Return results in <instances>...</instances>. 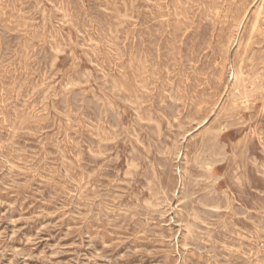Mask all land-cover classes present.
I'll list each match as a JSON object with an SVG mask.
<instances>
[{
  "label": "rangeland",
  "instance_id": "374dc122",
  "mask_svg": "<svg viewBox=\"0 0 264 264\" xmlns=\"http://www.w3.org/2000/svg\"><path fill=\"white\" fill-rule=\"evenodd\" d=\"M0 264H264V0H0Z\"/></svg>",
  "mask_w": 264,
  "mask_h": 264
},
{
  "label": "bare ground",
  "instance_id": "6f19581e",
  "mask_svg": "<svg viewBox=\"0 0 264 264\" xmlns=\"http://www.w3.org/2000/svg\"><path fill=\"white\" fill-rule=\"evenodd\" d=\"M237 21V20H236ZM255 21V20H254ZM258 30V29H257ZM260 30V29H259ZM230 42V41H229ZM231 65H233V64H231ZM240 75H242V74H240ZM220 80V79H219ZM212 90V89H211ZM245 90V89H244ZM224 132V131H223ZM46 136V135H45ZM186 137V136H185ZM218 186V185H217ZM176 215V214H175Z\"/></svg>",
  "mask_w": 264,
  "mask_h": 264
}]
</instances>
